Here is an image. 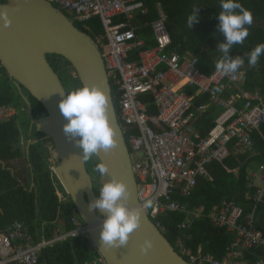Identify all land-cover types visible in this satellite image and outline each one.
Masks as SVG:
<instances>
[{"label": "built area", "instance_id": "2783aa9c", "mask_svg": "<svg viewBox=\"0 0 264 264\" xmlns=\"http://www.w3.org/2000/svg\"><path fill=\"white\" fill-rule=\"evenodd\" d=\"M49 1L69 10L86 28H90L87 22L92 18L102 22L104 32L95 39L111 84L118 85L117 111L131 153L140 206L153 199V207L145 210L153 221L171 212L183 214L184 220L178 224L181 232L205 219L234 236L221 257L206 251L203 244L191 246L178 236L176 247L190 264H264V233L252 211L247 212L234 199H225L209 211L182 200L192 194L199 178L213 180L208 166L224 161L231 143L238 153L255 151L253 133L264 125V92L245 88L247 70L239 68L225 75L215 67L206 73L199 68L197 56L171 50L172 38L161 3L157 4L158 17L146 21L143 17L149 9L144 0ZM143 26L152 28L155 46L147 47V41L138 34ZM222 60L223 55L217 62ZM218 87L222 91H215ZM146 95L153 96L155 114L149 113V104L141 99ZM205 95L209 101L195 106V100ZM213 106L220 112H216L208 134H203L197 123ZM20 110L25 107L0 102V120H10ZM257 179L264 184V165L247 176L244 198L248 201L261 199L262 190H254ZM73 211L76 228L65 232L59 226L53 239L46 237L43 225L35 232L41 236L36 241L29 226L19 220L0 229V264H48L45 251L57 241L79 235L90 239L89 227L77 216V209ZM96 251L84 264H108Z\"/></svg>", "mask_w": 264, "mask_h": 264}, {"label": "trees", "instance_id": "16d2710c", "mask_svg": "<svg viewBox=\"0 0 264 264\" xmlns=\"http://www.w3.org/2000/svg\"><path fill=\"white\" fill-rule=\"evenodd\" d=\"M1 2V1H0ZM149 12L143 17L146 21H153L158 17L157 4L161 3L168 22V29L172 38L171 50H178L182 55L190 53L198 57L199 68L206 73H211L215 69L217 60L223 55L217 47L223 36L218 31V14L221 0H144ZM244 8L253 15V23L249 28V35L243 44L235 45L231 55L243 58L240 68L247 70L248 79L245 88L248 91L260 90L264 92V55L257 64H248V54L258 45L264 43V0H240ZM199 9V19L193 29L188 27L187 19L194 9ZM91 27V35L97 37L104 32L103 25L99 19L88 21ZM80 29L83 25L78 23ZM138 34L147 41V47L156 45L153 31L150 26H143L138 29ZM48 59L61 76L67 91L81 87L78 77L68 69L70 62L60 55H48ZM4 75L9 79L7 86L0 85V102L4 104H15L19 102L26 104L19 94L13 81L8 77L3 67ZM65 79L67 81H65ZM66 83L68 85H66ZM114 101L119 111L118 85L112 82ZM149 104V113H156L153 96L141 97ZM19 102H15V101ZM33 112L35 116L46 113L43 105L31 96ZM209 101L208 95L200 96L195 100V106ZM219 108L211 107L197 126L203 134H208L213 127V120ZM25 121L26 130L29 129L30 118L27 110ZM16 117V116H15ZM7 121H0V159L5 161L7 167L0 163V229H6L14 221L19 220L29 226L35 240L40 239L35 232L41 231L45 225L46 237L53 239L55 230L60 226L65 232H70L76 228L72 222L74 217L73 209L76 208L68 195L66 201H61L57 188L65 191L56 174L53 172L51 164L48 163L46 151V140L33 143L29 152L21 140V130L16 118ZM42 136V134H39ZM254 149L253 153H238L230 144V154L222 162H213L208 168L213 176L210 181L199 178L198 184L192 194L183 197L182 200L190 206H205L206 210L214 209L225 200H236L242 204L247 212L252 211L254 202L246 200L244 194L247 191V176L251 172L254 163L264 165V125L260 131L253 133ZM21 164V169L17 170L15 163ZM95 166L100 161L96 158L91 160ZM88 167V161H87ZM15 173H12V170ZM235 169L238 171L236 172ZM89 170V168H88ZM95 178H99L96 171L89 170ZM33 181L35 186H32ZM101 186L97 184L96 190ZM60 194V192H59ZM184 220V215L179 212H171L161 219H154V222L165 230V235L169 241L175 245L178 236L186 238L189 245L197 246L203 244L206 251L212 252L217 257H221L226 251V247L232 242L234 236L225 228L214 227L207 220H198L189 230L181 232L178 224ZM39 231V232H40ZM191 235L192 239H187ZM93 243L85 236H68L57 241L52 247L45 251V260L48 264H84L90 259L94 249ZM96 250V249H95ZM97 252V251H96Z\"/></svg>", "mask_w": 264, "mask_h": 264}, {"label": "water", "instance_id": "95a60500", "mask_svg": "<svg viewBox=\"0 0 264 264\" xmlns=\"http://www.w3.org/2000/svg\"><path fill=\"white\" fill-rule=\"evenodd\" d=\"M6 10L11 25L3 27L0 20V65L13 81L22 96L30 118V133L44 136L28 143L50 140L52 148L46 151L54 160L52 170L75 204L82 221L89 227L94 247L108 264H190L169 241L161 228L142 211L139 227L131 234L124 247L100 244V230L104 217L89 205L99 196L96 184L115 178L124 181L129 189L125 201L129 207L142 208L138 198V185L126 136L119 120L113 88L100 45L88 32L76 26L67 14L49 0H4L0 12ZM48 55H60L70 64L81 86L102 88L108 98V113L117 144L108 152L101 151L96 158L105 162L109 175L97 179L91 174L87 162L81 158L82 149L74 139L64 133L67 122L59 109L60 100L68 94L59 73L51 65ZM31 96L45 108L46 113L35 116ZM0 163L6 164L0 159ZM14 174V169H11ZM32 186H35L33 181ZM146 238L153 240V247L141 251Z\"/></svg>", "mask_w": 264, "mask_h": 264}, {"label": "clouds", "instance_id": "9594fccd", "mask_svg": "<svg viewBox=\"0 0 264 264\" xmlns=\"http://www.w3.org/2000/svg\"><path fill=\"white\" fill-rule=\"evenodd\" d=\"M220 9L217 17L219 21L217 27L223 39L216 48L223 53V60L217 62L215 67L217 71L226 75L236 72L244 62L242 57H233L231 53L235 45L243 44L248 37L249 28L247 26L253 23V15L243 7L240 0H221ZM61 10L63 11V9ZM198 19L199 9L197 8L187 19L188 27L193 29ZM0 20H2V25L5 28L11 25V18L6 10L0 12ZM74 22L76 21L74 20ZM76 23L78 24V22ZM83 27L84 29L81 28V30L90 34L91 27L86 28L84 25ZM262 55H264V43L258 44L248 54V64L250 66L256 65ZM215 91L220 92L222 89L218 87ZM108 105L109 98L106 92L98 86H90L87 83L75 90L68 91V94L59 102L60 112L67 121L64 124V133L69 138L74 139L77 146L82 149L80 156L84 162L96 157L101 151H110L118 142L115 129L110 121ZM95 171L100 177L109 175V169L105 162L97 163ZM256 189L261 188L257 185L254 190ZM60 191L57 188L58 196ZM128 197L127 184L122 180L112 178L102 184L99 188L98 198L90 203V210L97 211L104 217L99 237L101 245L108 247L126 246L131 234L140 225L142 211L153 207V199L144 202L142 208L129 207L125 202ZM59 198L61 197L59 196ZM77 216L81 219L78 211ZM160 228L164 232L165 229ZM89 240L91 241V239ZM152 247L153 240L146 238L141 244V251L147 253Z\"/></svg>", "mask_w": 264, "mask_h": 264}, {"label": "rangeland", "instance_id": "374dc122", "mask_svg": "<svg viewBox=\"0 0 264 264\" xmlns=\"http://www.w3.org/2000/svg\"><path fill=\"white\" fill-rule=\"evenodd\" d=\"M0 1L1 2H4V0H0ZM63 11L67 14V16L70 18V20L74 24L78 25L76 22H74V17H73L72 13L69 10H63ZM72 74L75 76L74 71H72ZM65 81H67V80L65 79ZM8 83H9V79H7V76L4 75V76L0 77V85L2 87L7 86ZM66 85H68V84L66 83ZM15 102H19V101L17 100ZM20 106L22 107V106H25V105L24 104H21V102H19L18 107H20ZM19 112H20L19 115L16 116L15 118L17 119V124H18V126L20 127V130H21V138H24V135L25 134H26V137L29 136L27 134V132H29L30 129L26 130V126H25L24 123H25V121L27 122V116L25 115L24 111L20 110ZM29 127H30V125H29ZM34 136L33 137L30 136V137L31 138H35ZM46 146L48 147V149H50V148H52L53 144H52V142L50 140H46ZM25 150H26V148H25ZM91 160L92 161H95L96 160V157H93L92 159L88 160V168H89V170L94 171L95 169L93 168V165L91 164L92 163ZM48 163H50L51 166L54 164V160H53V158L51 156L48 159ZM256 171H259V168ZM257 181L260 182L259 179H257ZM63 192L64 193L63 194L60 193L59 196L62 198V200H67L68 199V194H67L66 191H63ZM174 247H176V244H175ZM176 248L178 250V247H176ZM93 251H96L95 248L93 249ZM97 254H99V253L97 252ZM92 257H93V254H91V257L90 258H92Z\"/></svg>", "mask_w": 264, "mask_h": 264}, {"label": "crops", "instance_id": "0c3cea01", "mask_svg": "<svg viewBox=\"0 0 264 264\" xmlns=\"http://www.w3.org/2000/svg\"><path fill=\"white\" fill-rule=\"evenodd\" d=\"M12 105H15V104H12ZM17 106V105H15ZM26 110H27V107H26ZM220 112V109L217 113ZM27 113H28V110H27ZM216 113V115H217ZM14 118V117H13ZM0 121H3V120H0ZM4 122V121H3ZM31 124V122H30ZM30 129V127H29ZM27 134L29 136L26 137V134L24 135V138H21L22 140V144L25 146L26 148V151H28V143L31 142V141H34L35 139H38L42 136H39L40 133H35V129L33 130V133H30L27 132ZM35 135V136H34ZM35 137V138H31V137ZM32 145V144H31ZM30 145V146H31ZM30 148V147H29ZM5 162V161H4ZM15 163V167L17 170H20L21 169V164H19L18 162H14ZM2 164V163H1ZM6 164V162H5ZM262 165H260L259 163H254L251 167V172H257L256 170L259 168V171H260V168H261ZM7 167V164L6 166ZM257 168V169H256ZM15 171V170H14ZM235 171H238L237 169H235ZM257 185L263 190V193H262V197L261 199L255 203V205L253 204V209H252V214H253V217L254 219L256 220V223H257V226L259 227V229L264 233V185H262L260 182L257 181ZM262 185V186H261Z\"/></svg>", "mask_w": 264, "mask_h": 264}, {"label": "flooded vegetation", "instance_id": "af4514ba", "mask_svg": "<svg viewBox=\"0 0 264 264\" xmlns=\"http://www.w3.org/2000/svg\"><path fill=\"white\" fill-rule=\"evenodd\" d=\"M42 136H44V134H42ZM96 187H97V184H96ZM99 190H97V192H98Z\"/></svg>", "mask_w": 264, "mask_h": 264}, {"label": "bare ground", "instance_id": "6f19581e", "mask_svg": "<svg viewBox=\"0 0 264 264\" xmlns=\"http://www.w3.org/2000/svg\"><path fill=\"white\" fill-rule=\"evenodd\" d=\"M60 190H61V189H60ZM60 193H61V194H63V192H62V191H60Z\"/></svg>", "mask_w": 264, "mask_h": 264}]
</instances>
